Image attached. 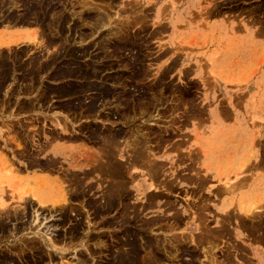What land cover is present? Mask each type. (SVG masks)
Here are the masks:
<instances>
[{"label": "rangeland", "instance_id": "374dc122", "mask_svg": "<svg viewBox=\"0 0 264 264\" xmlns=\"http://www.w3.org/2000/svg\"><path fill=\"white\" fill-rule=\"evenodd\" d=\"M0 1V27L32 22L45 37L37 46L30 45L29 35L28 42L4 45L9 41L3 34L14 30H0L6 40L0 45L1 154L32 167L46 155L42 143L53 135L68 139L72 132L88 142L69 153L70 158L67 153L66 159H43L52 177L61 175L57 183L66 185L67 209L33 201L13 207L16 197L3 183L8 209L0 210V264H209L210 259L212 264H264V185L242 193L243 178L254 175L248 167L264 153V0H87L84 5V0ZM220 16L225 19L218 20ZM54 112L66 117L69 132L53 129ZM146 151L155 164L146 161ZM95 154L105 160L95 159ZM244 167L243 178L234 179ZM94 170L97 178L91 176ZM16 175L24 177L21 171ZM144 177L157 187L167 181L166 189L149 186L139 194L138 180ZM220 177L232 178L233 190L223 193L225 188L218 185L222 181L216 180ZM242 200L262 212L240 217L236 207ZM223 203L231 204L227 215L221 212ZM48 237L55 239L53 244L45 243Z\"/></svg>", "mask_w": 264, "mask_h": 264}, {"label": "bare ground", "instance_id": "6f19581e", "mask_svg": "<svg viewBox=\"0 0 264 264\" xmlns=\"http://www.w3.org/2000/svg\"><path fill=\"white\" fill-rule=\"evenodd\" d=\"M4 1V0H3ZM10 1V0H9ZM37 1V0H36ZM53 1V0H52ZM60 1V0H59ZM66 1V3H67V1L68 0H65ZM64 1V2H65ZM85 1H87V0H84V1H82V4H83V2H85ZM10 2H13V1H10ZM17 1H15V3H16ZM41 2V1H40ZM93 2V1H92ZM3 3V2H2ZM1 3V1H0V4H2ZM20 3V2H19ZM18 3V4H19ZM66 3H64L65 4V6H66ZM80 3V5H81V2H79ZM86 3V2H85ZM88 3V2H87ZM12 4H14V3H12ZM38 4V3H37ZM10 5V4H9ZM15 6L17 5V4H14ZM72 5V4H71ZM73 5H75V4H73ZM79 5V6H80ZM84 5V4H83ZM86 5V4H85ZM7 6H8V2H7ZM15 6H14V8H15ZM18 6V5H17ZM20 6V5H19ZM18 6V7H19ZM27 6V5H26ZM57 6V5H56ZM64 6V7H65ZM88 6V4L86 5V7ZM10 7V6H9ZM12 7V6H11ZM21 7V6H20ZM19 7V8H20ZM64 7L62 8L63 10H64ZM67 7V6H66ZM74 7V6H73ZM76 7V6H75ZM82 8L81 9H83L84 7L83 6H81ZM89 7V6H88ZM29 8V7H28ZM47 8V7H46ZM9 10H10V8H8ZM73 9V8H72ZM71 9V10H72ZM86 9V8H85ZM0 10H2V8L0 9ZM12 10V9H11ZM70 10V9H69ZM76 10V9H75ZM84 10V9H83ZM87 10H89V9H87ZM86 10V11H87ZM42 11V10H41ZM68 11V10H67ZM82 11V10H81ZM8 12V11H7ZM7 12H6V14H7ZM22 12V11H21ZM34 12V14L33 15H35V11H33ZM69 12V11H68ZM74 12V14H73V16L75 15V11H70L69 13H73ZM80 12V10L78 11V13ZM18 13H20L19 12V10H18ZM53 13H54V16H55V11H53ZM82 12H80V14H81ZM2 14H3V12H2ZM50 14H52V12H50ZM63 14V13H62ZM77 14V13H76ZM209 14V13H208ZM0 15H1V13H0ZM19 15V14H18ZM20 15H22V14H20ZM59 15H60V13H59ZM79 15V14H78ZM4 16H6V15H4ZM17 16V15H16ZM27 16V15H26ZM53 16V14L51 15V17ZM70 16V15H69ZM72 16V15H71ZM72 16V17H73ZM97 16V15H96ZM50 17V18H51ZM56 17V16H55ZM71 17V18H72ZM74 17H76V16H74ZM73 17V18H74ZM81 17V16H80ZM79 17V18H80ZM3 18V17H2ZM53 18V17H52ZM51 18V19H52ZM31 19V18H30ZM34 19V18H33ZM80 19H83V22H85V21H87V22H89L88 21V19L87 20H85L84 18H80ZM7 20V19H6ZM10 20V19H9ZM8 20V21H9ZM17 20H19L18 18H17ZM54 20V19H53ZM85 20V21H84ZM99 20H100V18H99ZM101 20H103V18L101 19ZM14 21H16V19L14 20ZM23 21V20H22ZM31 21H33V20H31ZM40 21V20H39ZM48 21V20H47ZM46 21V22H47ZM72 21V20H71ZM94 21V20H93ZM104 21H105V19H104ZM103 21V22H104ZM107 21V20H106ZM69 22V21H68ZM91 22V21H90ZM97 22V21H96ZM102 22V21H101ZM39 23V22H38ZM70 23V22H69ZM69 23H68V25H69ZM94 23V22H93ZM41 24V23H40ZM39 24V25H40ZM47 24V23H46ZM57 24V23H56ZM87 24V23H86ZM96 24H98V23H96ZM101 24V23H100ZM49 25V24H48ZM53 25V24H52ZM51 24H50V26H52ZM66 25H67V22H66ZM67 25V26H68ZM95 25V24H94ZM102 25H104L103 23H102ZM97 26V25H96ZM41 26H39V28L37 29V30H39L40 31V28ZM52 27H55V26H52ZM57 27V26H56ZM93 27V26H92ZM50 29H52V28H50ZM54 29H56V28H54ZM70 29V28H69ZM99 29V28H98ZM37 30H35L34 29V32H31L30 33V37H31V39H32V43L30 44V45H34V46H37V45H39V44H41L42 43V41H43V39L41 40V38H43L44 36H43V32L42 31H40L41 33H42V35L40 34V39H39V37H38V31ZM48 30H49V28H48ZM53 30V29H52ZM56 30H54V32H55ZM83 31V30H82ZM92 31V30H91ZM91 31H89V32H91ZM47 32V31H46ZM50 33H51V31H50ZM53 33V32H52ZM67 33V32H66ZM76 33V32H75ZM58 34V33H57ZM60 34V33H59ZM69 34V33H68ZM81 34V33H80ZM53 35V34H52ZM65 35V38H67L66 36H68V35H66V34H64ZM88 35H90V34H88ZM88 35H86L85 37H87ZM79 36V35H78ZM83 35L81 34V38H83L84 39V37H82ZM45 38V37H44ZM62 38H63V36H62ZM76 37L74 36V39H75ZM81 38H80V40H78V42L79 41H81ZM64 39V38H63ZM68 39V38H67ZM85 39H87V38H85ZM84 39V40H85ZM76 40V39H75ZM6 40L4 39V37L1 35V33H0V45H1V42H5ZM77 41V40H76ZM83 41V40H82ZM49 42V41H48ZM58 42H60V40H58ZM71 43H73V42H71ZM60 44V43H59ZM78 44V43H77ZM76 44V45H77ZM44 45V44H43ZM58 45V44H57ZM45 47H46V45H44ZM64 45H62V47H63ZM57 47V46H56ZM39 48V47H38ZM48 48V47H47ZM107 48H110V47H107ZM1 49V48H0ZM35 49H37V48H35ZM41 49V48H40ZM105 49V48H104ZM63 50V49H62ZM89 51H90V49H89ZM89 53V52H88ZM51 56V55H50ZM115 56V55H114ZM0 57H1V55H0ZM38 57V56H37ZM101 57H103V56H101ZM100 57V58H101ZM3 58V57H2ZM12 58V57H11ZM31 58H33V57H31ZM40 58V57H39ZM46 58V57H45ZM102 59V58H101ZM30 60V59H29ZM32 60V59H31ZM30 60V61H31ZM42 60V59H41ZM44 60H46V59H44ZM96 60V59H95ZM99 61V60H98ZM12 62V61H11ZM100 63V62H99ZM41 64H39V66H40ZM37 66H38V64H37ZM43 66V65H42ZM30 67V66H29ZM35 67V66H34ZM95 69V68H94ZM24 73V72H23ZM103 74V73H102ZM13 77V76H12ZM30 80L31 79H29V82H30ZM98 80V79H97ZM24 81V80H23ZM28 82V83H29ZM4 83V82H3ZM22 83V82H21ZM0 84H2V82L0 83ZM114 84V83H113ZM117 84V83H116ZM18 85V84H17ZM115 85V84H114ZM118 85H120V84H118ZM30 86V85H29ZM25 87H27L28 88V84H27V86H25ZM35 87V86H34ZM132 87V86H131ZM12 88V87H11ZM10 88V89H11ZM36 88H34L33 89V91L32 92H34V90H35ZM31 90V89H30ZM19 91V90H18ZM25 91V90H24ZM92 92L94 91V90H91ZM12 92V91H11ZM22 93V92H21ZM26 93V92H25ZM87 93V92H86ZM14 95V94H13ZM51 96V95H50ZM114 96V95H113ZM40 97H41V95H40ZM45 97H47V96H45ZM45 97H44V100H45ZM16 98V97H15ZM48 98L49 97H47V100H48ZM32 99V98H31ZM35 99H36V97H35ZM39 99V98H38ZM84 99V98H83ZM101 99V98H100ZM106 99H107V97H106ZM102 100V99H101ZM17 101H19V99H17ZM87 101V100H86ZM85 101V102H86ZM36 102V101H35ZM34 102V100H33V103H35ZM39 102V101H38ZM82 102H84V101H82ZM99 103H101L100 101H98ZM8 103V102H7ZM10 103V102H9ZM20 103V102H19ZM18 103V104H19ZM119 104V103H118ZM117 104V105H118ZM35 105V104H34ZM114 105V104H113ZM116 105V106H117ZM122 105V104H121ZM7 106V105H6ZM33 106V105H32ZM39 106H40V103H39ZM39 106H37V108L39 107ZM46 106V105H45ZM53 106V105H52ZM119 106H120V104H119ZM34 107V106H33ZM29 108V107H28ZM31 108V107H30ZM102 108V107H101ZM99 109V108H98ZM133 109V108H132ZM29 110H31V109H29ZM33 110V109H32ZM102 110V109H101ZM106 110V109H105ZM134 110V109H133ZM62 111V110H61ZM124 111V110H123ZM63 113H64V111H63ZM122 114V113H121ZM131 114H133V113H131ZM131 114L129 115V116H131ZM99 115V114H98ZM115 115V114H114ZM58 116V115H57ZM62 116V115H61ZM60 115L58 116V117H61ZM73 116V115H72ZM122 116V115H121ZM135 116V115H134ZM53 117V116H52ZM56 117V116H55ZM63 117V116H62ZM45 118H47V117H45ZM66 118V117H65ZM70 118V117H69ZM72 118V117H71ZM70 118V119H71ZM129 118H131V117H129ZM134 118V117H133ZM56 119V118H55ZM54 119V120H55ZM62 119V118H61ZM100 119H101V117H100ZM105 119V118H104ZM109 120V119H108ZM114 121H117L118 119H113ZM130 120V119H129ZM49 121H50V119H49ZM61 123H63V124H61V123H59V122H53V119H52V122H53V125H54V127L55 128H57V129H60V131H62V132H66V131H68L69 132V130H68V124H67V126H66V124H64L65 122V119H64V121L62 120H59ZM51 122V123H52ZM68 122V121H67ZM113 122V121H112ZM123 122V121H122ZM69 124H71V121H70V123ZM74 124V123H73ZM72 124V125H73ZM114 124V123H113ZM138 124V123H137ZM46 125V124H45ZM115 125V124H114ZM36 126V125H35ZM50 126V125H49ZM138 126V125H137ZM136 126V127H137ZM41 127H42V125H41ZM40 127V128H41ZM45 127V126H44ZM43 128V127H42ZM50 128H53V126L52 127H50ZM127 128V127H126ZM131 128H133V127H131ZM137 128H139V126L137 127ZM141 129V128H140ZM45 130V129H44ZM74 130H76V129H74ZM130 130V129H129ZM132 130V129H131ZM36 131H37V129H36ZM46 131H47V129H46ZM57 131V130H56ZM59 131V132H60ZM152 131V130H151ZM43 132V131H42ZM71 132V131H70ZM75 132H77V131H75ZM130 132H132V131H130ZM135 132V131H134ZM134 132H132V133H134ZM140 132V131H139ZM33 133V132H32ZM35 133V132H34ZM72 133V132H71ZM37 134V133H36ZM39 134V133H38ZM52 134V133H51ZM104 134V136H106L105 135V133H103ZM135 134V133H134ZM133 134V135H134ZM137 134V133H136ZM146 134V133H145ZM83 135H84V133H83ZM128 135V134H127ZM127 135H126V137H127ZM129 135H130V133H129ZM133 135H132V137H133ZM40 136V135H39ZM54 136V135H53ZM70 136V135H69ZM100 136V135H99ZM102 137V136H101ZM124 138L123 137V140L125 139H127V138ZM134 137H135V135H134ZM138 137V136H137ZM137 137H135V138H137ZM151 137V136H150ZM34 138V137H33ZM57 138V137H56ZM130 138H131V136H130ZM135 138H133V141H134V139ZM21 139V138H20ZM61 139V138H60ZM104 139V138H103ZM119 139V138H118ZM147 139V138H146ZM34 140V139H33ZM43 140V139H42ZM68 140H70V139H68ZM74 140V139H73ZM80 140V139H79ZM102 140V139H101ZM104 140H106V139H104ZM103 140V141H104ZM110 140V139H109ZM120 140V139H119ZM118 140V141H119ZM124 140V141H125ZM130 140V139H129ZM137 140V139H136ZM142 140V139H141ZM5 141V140H4ZM26 141V140H25ZM32 141V140H31ZM50 141H52V140H50ZM54 141H55V139H54ZM75 141V140H74ZM77 141V140H76ZM83 141H84V139H83ZM118 141H116L115 143H117ZM120 141H122V140H120ZM119 141V142H120ZM149 141V140H148ZM16 142V141H15ZM118 142V143H119ZM126 142H128V141H125V143ZM131 144H130V147H132V144L134 145V142L132 143L131 141H129ZM147 142V141H146ZM145 142V143H146ZM35 143V142H34ZM40 143V142H39ZM48 143H49V141H48ZM51 143V142H50ZM49 143V144H50ZM113 142H111V144H112ZM114 143V144H115ZM117 143V144H118ZM137 143V142H136ZM145 143H144V145H145ZM17 144V143H16ZM43 144V143H42ZM49 144L47 145V146H49ZM75 144V143H74ZM98 144V143H97ZM103 144H105V142H103ZM107 144V143H106ZM114 144L113 145H111V147L112 146H114ZM122 145H123V142L121 143ZM120 143H119V145H121ZM140 144V143H139ZM143 144V143H142ZM149 144V143H148ZM20 145L21 144H19V146L18 147H20ZM32 145V144H31ZM43 145H45V143L43 144ZM65 145V144H64ZM64 145H63V147H64ZM67 145V144H66ZM116 145V144H115ZM147 145V144H146ZM145 145V146H146ZM1 146V145H0ZM25 146V145H24ZM36 146V145H35ZM40 146H42V145H40ZM80 146H82V145H80ZM96 146V145H95ZM94 146V147H95ZM100 146V145H99ZM98 146V147H99ZM102 146V145H101ZM106 146H108V145H106ZM105 146V147H106ZM117 147H119L118 145H116ZM115 146V148L117 149V147ZM127 146V145H126ZM138 146V145H137ZM140 146V145H139ZM138 146V147H139ZM150 146V145H149ZM23 147V146H22ZM30 147H32V146H30ZM78 147V146H77ZM104 147V145L102 146V148ZM128 147V146H127ZM136 147V144L133 146V148H135ZM141 147V146H140ZM148 147V146H147ZM147 147H145V148H147ZM176 147V146H175ZM174 147V148H175ZM24 148V147H23ZM48 148V147H47ZM62 148V147H61ZM74 148V147H73ZM76 148V147H75ZM90 148V147H89ZM97 148V147H96ZM120 148V147H119ZM118 148V149H119ZM124 148H126V147H124ZM137 148V147H136ZM135 148V149H136ZM144 148V150H146ZM149 148V147H148ZM0 149H1V147H0ZM25 149H26V147H25ZM78 150H79V148H77ZM97 149H99V148H97ZM127 149H129V147L127 148ZM141 149H143V147H141ZM178 149V148H177ZM199 149V148H198ZM32 150V149H31ZM82 150V149H81ZM93 150V149H92ZM92 150H91V152H92ZM120 150V149H119ZM118 150V151H119ZM123 150V149H122ZM148 150V149H147ZM149 150H150V148H149ZM202 150V149H201ZM201 150H199V151H201ZM2 149H1V151H0V210H6V209H8V204L6 203V200L5 199H3V194H4V192H5V185L3 184V183H5V182H7V185L9 186V187H11V191H12V193H11V196L13 197V199L16 197V202H17V205H14L13 207H15V206H21V207H23V205H22V203H25V202H27V201H33V202H35V203H37V204H39V205H51V206H54V207H56L55 205H59V208H64V207H66L67 205H69V203H70V201H69V198L67 197V189L65 188V186L66 185H64V182H63V185L64 186H61L60 184H58L57 183V178L59 177V179L61 178L60 176V174H59V176L57 177H52V175H51V173L48 171V174L47 173H42V174H37V176H36V173L35 172H33V173H35V178L34 177H30L31 175H26V177L24 176V177H22V176H18V175H16L17 174V172H20V171H22V170H20L19 169V171H16V167H15V169H14V163L11 161V160H13V159H11V160H9V158H7L6 160L8 161V164H7V167L6 168H4V166L2 167V165H4L5 164V162H6V160H5V158H4V156L1 154L2 153ZM28 151V150H27ZM26 151V152H27ZM43 151V150H42ZM94 151V150H93ZM118 151L116 152V155H117V153H118ZM125 151V150H124ZM123 151V152H124ZM129 151V150H128ZM130 151H131V148H130ZM132 151H134V150H132ZM132 151L131 152H129V153H132ZM139 151V150H138ZM142 151V150H141ZM204 151V150H203ZM13 152V151H12ZM21 152V151H20ZM25 152V151H24ZM44 152V151H43ZM82 152V151H81ZM113 152V151H112ZM147 153H145V154H147V157H144V158H146V161H148V162H150L151 160H150V158H153V156L151 157V155L152 154H149V160L147 159L148 158V152H150V151H146ZM192 152H193V150H192ZM19 153V152H18ZM29 153V152H28ZM39 153V152H38ZM52 153V152H51ZM57 153H59V154H62L63 155V152L61 151V150H58V151H55L54 152V154H57ZM74 152H72V154H73ZM76 153V152H75ZM83 153V155L85 154L84 153V151L82 152ZM87 153V152H86ZM90 153V152H89ZM89 153L88 154H86V156H87V158L88 157H90V159L91 158H94V157H92V155H90V156H88L89 155ZM100 153V152H99ZM125 153H127V152H125ZM143 153V152H142ZM23 154V153H22ZM34 154V153H33ZM37 154V153H36ZM35 154V155H36ZM102 154H105L103 151H102ZM102 154H100V155H102ZM107 154V153H106ZM109 154V153H108ZM112 154V153H111ZM140 154V153H139ZM144 154V153H143ZM142 154V155H143ZM201 154V153H200ZM199 154V155H200ZM21 155V154H20ZM26 156H27V154H25ZM29 155V154H28ZM34 155V156H35ZM49 155V154H48ZM71 155V154H70ZM69 155V156H70ZM74 155H78L77 153L76 154H74ZM73 155V156H74ZM96 155V154H95ZM114 155V153L112 154V156ZM132 154H130V156H131ZM135 155H137V153L135 154L134 153V156ZM154 155V154H153ZM182 155V154H181ZM191 155V154H190ZM199 155H197V156H199ZM34 156H33V158H34ZM37 156V155H36ZM40 156V155H39ZM51 156V155H50ZM60 156V155H59ZM68 156V157H69ZM98 155H96V157H95V159H100V158H102L101 156L99 157H97ZM107 156V155H106ZM145 156V155H144ZM186 156V155H185ZM196 156V155H195ZM21 157V156H20ZM51 157H53V156H51ZM58 157V156H57ZM57 157H54V158H57ZM61 157V156H60ZM62 157H64L65 159H66V157L65 156H62ZM78 157H79V155H78ZM115 157H117V156H115ZM114 157V158H115ZM123 157V156H122ZM137 157V156H136ZM182 157V156H181ZM190 157V156H189ZM192 157V156H191ZM18 158V157H17ZM39 158H43V157H39ZM49 158V157H48ZM70 158V157H69ZM71 158H73V157H71ZM74 158H76V157H74ZM82 158H85V157H82ZM87 158H85L86 160H87ZM104 158V157H103ZM102 158V159H103ZM110 158H112L113 159V157H110ZM119 158V157H118ZM129 158V157H128ZM131 158V157H130ZM135 158V157H134ZM139 159L141 158L140 156L138 157ZM193 158V157H192ZM200 158V157H199ZM199 158H198V160H199ZM22 159V158H21ZM29 159V158H28ZM51 159V158H50ZM102 159H100V160H102ZM117 159V158H116ZM153 159H155V158H153ZM181 159V158H180ZM188 159H191V158H188ZM194 159V158H193ZM193 159L191 160V161H193ZM196 159V158H195ZM14 160H15V158H14ZM31 160V159H30ZM54 160V159H53ZM74 160H76V159H74ZM80 160H82V159H80ZM80 160H78V161H80ZM88 160H89V158H88ZM87 160V161H88ZM94 160V159H93ZM92 159H91V161L90 162H92L93 161ZM103 160H105V159H103ZM114 160V159H113ZM121 160V159H120ZM127 160V159H126ZM130 160V159H129ZM127 161V162H130V161ZM143 162H145L144 161V159H141ZM141 160L140 161H138V168H141V167H139V163H141ZM197 160V159H196ZM248 160V159H247ZM17 161V160H16ZM15 161V162H16ZM52 161V160H51ZM56 161H57V159H56ZM72 161V160H71ZM95 161V160H94ZM122 161H124V160H122ZM133 161H134V159H133ZM29 162V161H28ZM33 162V161H32ZM62 163H63V160L61 161ZM83 162V161H82ZM89 162V161H88ZM90 162H89V164H90ZM97 162H99L100 163V161H96V162H94V164H96ZM108 163H110L109 162V160L107 161ZM125 162V161H124ZM136 162V161H135ZM142 162V163H143ZM153 161H151V164H155V162H153ZM158 162V161H157ZM199 162V161H198ZM22 163V162H21ZM34 163V162H33ZM71 163H73V162H71ZM133 163V162H132ZM131 163V165H133ZM194 163V162H193ZM195 163H196V161H195ZM30 164H32V163H30ZM36 164V163H35ZM66 164V163H65ZM69 164V163H68ZM92 164H93V162H92ZM129 165H130V163H128ZM135 163H134V165H136ZM150 164V165H151ZM165 164V163H164ZM241 164V163H240ZM21 165V164H20ZM38 165V164H37ZM70 165V164H69ZM88 165V164H87ZM107 165V164H106ZM141 165V164H140ZM145 165V164H144ZM148 165V164H147ZM157 165H159V164H157ZM192 165V164H191ZM197 165V164H196ZM247 165V164H246ZM18 166H19V164H18ZM17 166V167H18ZM53 166V165H52ZM56 166H57V164H56ZM98 166V165H97ZM121 166V165H120ZM149 166V165H148ZM152 166V165H151ZM151 166L149 167V168H151ZM155 166V165H154ZM161 166V165H160ZM163 167H165L164 165H162ZM243 166H245V165H243ZM23 167V166H22ZM24 167H26V166H24ZM54 167V166H53ZM93 167V166H92ZM101 167V166H100ZM107 166H105V168H106ZM134 167V166H133ZM137 167V166H136ZM156 167V166H155ZM193 167V166H192ZM191 167V168H192ZM196 167V166H195ZM199 167V166H198ZM197 167V168H198ZM242 167V166H241ZM30 168V167H29ZM45 168V167H44ZM66 168H68V167H66ZM71 168V167H70ZM126 168H127V166H126ZM126 168H125V170H126ZM129 168H131L132 169V167H129ZM129 168L127 169V170H129ZM146 168V167H145ZM196 168V169H197ZM205 168L207 169V170H209V168H208V166L206 167V165H205ZM27 169V168H26ZM41 169V168H40ZM55 169V168H54ZM60 169V168H59ZM59 169H58V171H59ZM78 169V168H77ZM93 169V168H92ZM92 169H90V170H92ZM161 169V168H160ZM159 169V170H160ZM193 170H195L194 168H192ZM18 170V169H17ZM38 170V169H37ZM47 170V169H46ZM53 170V169H52ZM55 170H57V168L55 169ZM86 170V169H85ZM88 170V169H87ZM98 170V169H97ZM103 170V169H102ZM126 170V171H127ZM145 171H146V169H144ZM150 170H153V169H150ZM159 170H158V172L157 173H159ZM204 170V169H203ZM239 170V169H238ZM24 171H25V169H24ZM31 171V170H30ZM39 171V170H38ZM58 171H56V172H58ZM61 171V170H60ZM71 171V170H70ZM84 171V170H83ZM82 171V172H83ZM89 171V170H88ZM87 171V172H88ZM125 171V172H126ZM130 171V170H129ZM132 171V170H131ZM131 171L130 172H128V173H131ZM154 171V170H153ZM161 171V170H160ZM167 171V170H166ZM198 171V170H197ZM245 171V167H244V170L243 171H239L235 176H236V178L234 177V179H238V176H240V175H242V174H244L243 172ZM51 172H53V171H51ZM55 172V173H56ZM92 172V171H91ZM94 172L96 173V171L94 170L93 171V175H91V176H93L94 177ZM110 172V171H109ZM133 172V171H132ZM135 172V171H134ZM143 172V171H142ZM147 172V174H148V171H146ZM194 172H196V171H194ZM54 173V172H53ZM69 173V172H68ZM73 173V172H72ZM97 173H99V170H98V172ZM102 173V172H101ZM103 173H105V172H103ZM128 173H127V175H128ZM150 173H152V172H150ZM155 173V172H154ZM157 173H155V174H157ZM196 173H199V171L198 172H196ZM195 173V174H196ZM19 174V173H18ZM62 174V173H61ZM84 174V173H83ZM100 174V173H99ZM135 174H136V172H135ZM154 174V175H155ZM189 174V173H188ZM192 174V173H191ZM200 174V173H199ZM202 174V173H201ZM78 175V174H77ZM80 175H82V173L80 174ZM79 175V176H80ZM97 175V174H96ZM108 175V174H107ZM110 175V177H111V174H109ZM133 175H134V173H133ZM152 175H153V173H152ZM154 175H153V177H154ZM160 175V174H159ZM194 175V174H193ZM197 175V174H196ZM33 176V175H32ZM54 176V175H53ZM76 176V175H75ZM86 176V175H85ZM130 176V175H129ZM128 176V177H129ZM137 176H139V175H137ZM156 176V175H155ZM183 176V175H182ZM187 176V175H186ZM200 176V175H199ZM198 175H197V177H199ZM202 177H203V180H205L204 179V177H205V175H201ZM228 176V175H227ZM244 176V175H243ZM243 176H240L239 178H243ZM7 177V178H6ZM63 178H64V176H62ZM72 177V176H71ZM78 177V176H77ZM96 178H97V176H95ZM94 177V178H95ZM98 177H100V175L98 176ZM102 177H104L103 175H102ZM106 177V176H105ZM109 177V176H108ZM149 177H150V175H149ZM148 177V178H149ZM152 177V176H151ZM150 177V178H151ZM161 177V176H160ZM189 177V176H188ZM68 178V177H67ZM73 178V177H72ZM71 178V179H72ZM107 178V177H106ZM156 178V177H155ZM154 178V179H155ZM200 178V177H199ZM210 178V177H209ZM65 179V178H64ZM79 179V178H78ZM109 179H111V178H109ZM108 179V180H109ZM112 179H114V178H112ZM130 179H132V174H131V178ZM153 179V180H154ZM185 179V178H184ZM202 179V178H201ZM207 179H208V177H206V181L205 182H207ZM227 179L229 180V182L227 181ZM232 178H224V180H223V177H220V179L218 178V179H216L217 181H220V183H221V181H222V183L221 184H218V185H222L223 186V188H225V191H224V189L222 190V191H224L223 193H227L226 192V190L227 191H229V190H233V186H234V184H236V183H232V184H230L231 182H230V180H231ZM241 179H239V180H241ZM244 179V178H243ZM61 180H63V179H61ZM77 180V179H76ZM93 180V179H92ZM105 180V179H104ZM115 180V179H114ZM158 180V179H157ZM168 180V179H167ZM175 180V179H174ZM188 180H189V178H188ZM238 180V181H239ZM59 181V180H58ZM64 181V180H63ZM71 181V180H70ZM86 181V180H85ZM87 181H88V179H87ZM106 181H107V179H106ZM112 181V180H111ZM196 181H199V180H197L196 179ZM200 181H202V180H200ZM199 181V183H201ZM224 181V182H223ZM233 181V180H232ZM62 182V181H61ZM66 182V181H65ZM73 182H75V181H73ZM79 182V181H78ZM84 182V181H83ZM98 182V181H97ZM108 182V181H107ZM115 182H117L116 180H115ZM129 182V181H128ZM140 182V183H139ZM167 181H165V183H166ZM172 182V181H171ZM171 182H170V186H171ZM193 182V181H192ZM195 182V181H194ZM193 182V183H194ZM24 183H26L27 184V186L28 187H25V188H22V185L24 184ZM57 183V184H56ZM67 183V182H66ZM76 183V182H75ZM118 183V182H117ZM134 183V182H133ZM138 186H137V191L139 192V194L140 193H145V190H146V188L147 187H151V186H154V188L155 189H159L161 186H163V185H165V183L164 182H162L161 184H163V185H160V187H157V185L155 184V185H153V183L152 182H148V180H146V177H144L142 180H138ZM155 183V182H154ZM195 183H197V182H195ZM77 184V183H76ZM119 184V183H118ZM122 184V183H121ZM128 184H130V183H128ZM159 184H160V182H159ZM158 184V185H159ZM172 184H174V181H173V183ZM202 184V186L204 187V189H205V186L206 185H203V183H201ZM200 184V185H201ZM205 184V183H204ZM208 184H209V182H208ZM70 185H71V182H70ZM84 185H86V184H84ZM100 185H101V183H100ZM198 185V184H197ZM217 185V184H216ZM217 185V186H218ZM135 186V185H134ZM199 186V185H198ZM208 186V185H207ZM212 186V185H211ZM76 187V186H75ZM129 187V186H128ZM164 187V186H163ZM162 187V188H163ZM200 187V186H199ZM68 188V190H69V187H67ZM78 188V187H77ZM76 188V189H77ZM86 188V187H85ZM85 188H84V190H85ZM117 188V187H116ZM165 189H166V186L164 187ZM164 188H163V191H164ZM169 188V187H168ZM215 189L217 188V187H214ZM66 189V190H65ZM171 189V188H170ZM199 189H201V188H199ZM222 189V188H221ZM63 190H65L66 191V193H63ZM110 190V189H109ZM108 190V191H109ZM113 190V189H112ZM120 190V189H119ZM127 190H128V188H127ZM162 190V189H161ZM168 190V189H167ZM197 190V189H196ZM202 190V189H201ZM64 191V192H65ZM73 191V190H72ZM82 191V190H81ZM101 191V190H100ZM166 191V190H165ZM194 191V190H193ZM204 191V190H203ZM213 191V190H212ZM69 192V191H68ZM74 192V191H73ZM114 192V191H113ZM200 192V191H199ZM230 192V191H229ZM6 193H9V191H7L6 190ZM121 193V192H120ZM216 193V192H215ZM73 194V193H72ZM109 194V193H108ZM212 193L210 192V195H211ZM214 194V193H213ZM219 195H221V194H219ZM72 196V195H71ZM212 196V195H211ZM101 197V196H100ZM112 197V196H111ZM147 197H149V196H147ZM202 197V196H201ZM204 197V196H203ZM8 198V197H7ZM122 198V197H121ZM12 199V200H13ZM71 199V198H70ZM102 199H104V198H102ZM107 199V198H106ZM105 199V200H106ZM157 199V198H156ZM155 199V200H156ZM111 200V199H110ZM74 201V200H73ZM85 201V200H84ZM106 201H108V200H106ZM31 202H30V204H31ZM32 202V203H33ZM109 202H111V201H109ZM109 202H108V204H109ZM150 202V201H149ZM188 202V201H187ZM84 203V202H83ZM102 203H103V201H102ZM105 203V202H104ZM121 203V202H120ZM189 203V202H188ZM29 205V204H28ZM71 205V204H70ZM101 205V204H100ZM121 205V204H120ZM189 205H190V203H189ZM72 206V205H71ZM71 206H69V207H71ZM74 206V205H73ZM96 206H98V204L96 205ZM134 206V205H133ZM200 206V205H199ZM230 206H231V204L229 203L228 205H226L225 203H223L222 204V206L220 207V209H221V212L223 213V214H225V215H227V214H229V209H231L230 208ZM18 207V208H19ZM40 207V206H39ZM102 207H104V205L102 206ZM106 207V206H105ZM110 207H112V206H110ZM204 207V206H203ZM205 207H207V205H205ZM44 208V207H43ZM130 208H132V207H130ZM201 208H202V206H201ZM44 209H46V208H44ZM51 209V208H50ZM66 209H67V207H66ZM68 209H70V208H68ZM103 209V208H102ZM114 209H116V208H114ZM133 209V208H132ZM137 209V208H136ZM141 209V208H140ZM203 209H205V208H203ZM233 209V208H232ZM236 209H237V211H238V213H239V215H240V213L242 214V215H244L246 218L248 217L249 219L251 218V217H253L255 214H258V213H260V212H262V210H260L257 206H251V205H248V203L246 204L245 203V201L244 200H242L241 202H239V204H237V207H236ZM263 209V208H262ZM12 210V209H11ZM71 210V209H70ZM74 210H75V208H74ZM127 210V209H126ZM10 211V210H9ZM72 211V210H71ZM115 211V210H114ZM133 211V210H132ZM141 211V210H140ZM237 211H235L236 212V216H237ZM56 212V211H55ZM117 212V211H116ZM123 212H125L124 210H123ZM233 213H234V211H232ZM4 213H5V211H4ZM3 213V214H4ZM8 214H9V212H8ZM7 214V215H8ZM11 214H12V212H11ZM132 214V213H131ZM130 214V215H131ZM202 214V213H201ZM39 215H40V213H39ZM106 215V214H105ZM129 215V216H130ZM234 215V217H236ZM238 215V216H239ZM260 215V214H259ZM2 216H5V215H2ZM1 216V217H2ZM21 216V215H20ZM25 216V215H24ZM133 216V215H132ZM202 216V215H201ZM258 216V215H257ZM14 217H15V215H14ZM105 217V216H104ZM131 217V216H130ZM222 217V216H221ZM240 217H241V215H240ZM6 218H8L7 216H6ZM38 218V216H36V219ZM245 218V219H246ZM34 219H35V217L34 218H32V222L34 221ZM233 219H235V218H233ZM238 219V218H237ZM240 219V218H239ZM238 219V220H239ZM244 219V218H243ZM257 219V218H256ZM7 220V219H6ZM21 220V219H20ZM38 220V219H37ZM116 220V219H115ZM223 220H225V219H223ZM223 220H221V222L223 223ZM228 220H230V218L228 219ZM242 220V219H241ZM247 220V219H246ZM260 220V219H259ZM5 221V220H4ZM19 221V220H18ZM24 221V220H23ZM114 221V220H113ZM219 221V220H218ZM252 221V220H251ZM251 221H249V222H251ZM39 222V221H38ZM225 222H227V221H225ZM229 222V221H228ZM228 222H227V224H228ZM260 222V221H259ZM263 222V221H262ZM23 223H25V222H23ZM27 223V222H26ZM243 223V222H242ZM252 223V222H251ZM261 223V222H260ZM138 224V223H137ZM203 225H204V223H202ZM229 224H231V223H229ZM238 224V223H237ZM239 224H241V223H239ZM243 224H245V223H243ZM249 224V223H248ZM18 225V224H17ZM23 225V224H22ZM32 225V224H31ZM40 225V224H39ZM208 225V224H207ZM247 224H245V227H247L246 226ZM35 226V225H34ZM200 226H202L201 224H200ZM205 226V225H204ZM259 226V225H258ZM2 227V226H1ZM36 227V226H35ZM42 227V226H41ZM203 227V226H202ZM245 227H243L244 229H245ZM29 228H31V227H29ZM209 228V227H208ZM227 228V227H226ZM261 228V227H260ZM259 228V229H260ZM263 228V227H262ZM18 229V228H17ZM257 229H258V227H257ZM41 230V229H40ZM204 230H205V228H204ZM254 230V229H253ZM252 230V231H253ZM18 231V230H17ZM32 231H33V229H32ZM223 231V230H222ZM248 231V230H247ZM259 231V230H258ZM9 232V231H8ZM10 232H11V230H10ZM13 232H14V230H13ZM28 232H30V231H28ZM33 233H38V232H35V231H33ZM87 233V232H86ZM15 234V233H14ZM13 234V235H14ZM28 234V233H27ZM11 235V234H10ZM12 235V236H13ZM130 236V235H129ZM98 238V237H97ZM100 238V237H99ZM98 238V239H99ZM124 238V237H123ZM130 238V237H129ZM37 239V238H36ZM48 239L50 240V242H45V243H50V245L51 244H53L52 242H53V240H55V239H53V237H48ZM78 239H80V237L78 238ZM89 239V238H88ZM30 240V239H29ZM33 240H35L34 238H33ZM38 240V239H37ZM76 240V239H75ZM74 240V241H75ZM199 240H202V239H199ZM211 240V239H210ZM27 241V240H26ZM46 241V240H45ZM81 241V240H80ZM207 241H209V240H207ZM206 241V242H207ZM257 241V240H256ZM24 243V242H23ZM33 243V242H32ZM80 243V242H79ZM155 243V242H154ZM29 244V243H28ZM55 244V243H54ZM119 244H121V243H119ZM25 244H23V246H24ZM138 246V245H137ZM26 247V246H25ZM52 247H54V245H52ZM56 247V246H55ZM139 247V246H138ZM141 247V246H140ZM165 247V246H164ZM24 248V247H23ZM110 248V247H109ZM160 248V247H159ZM166 248V247H165ZM39 249V248H38ZM124 249H126V248H124ZM147 249H149V248H147ZM158 249V248H157ZM164 249V248H163ZM23 250V249H22ZM110 250V249H109ZM154 250V249H153ZM184 250V249H183ZM154 251H156V250H154ZM148 252V251H147ZM164 252V251H163ZM130 253V252H129ZM143 253V252H142ZM141 253V254H142ZM149 253V252H148ZM148 253H146L147 255H150V254H148ZM206 253V252H205ZM51 255V254H50ZM115 255V254H114ZM123 255V254H122ZM144 255H145V253H144ZM157 255V254H156ZM143 256V255H142ZM146 256V255H145ZM49 257V256H48ZM125 257V256H124ZM144 257V256H143ZM33 258V257H32ZM127 258V257H126ZM161 258V257H160ZM25 259V258H24ZM50 259V258H49ZM115 259V258H114ZM141 259H142V257H141ZM149 259V258H148ZM145 260V259H144ZM209 260V259H208ZM207 260V261H208ZM211 261H213L212 259H210ZM209 260V261H210ZM216 260V259H215ZM52 261V260H51ZM162 261V260H161ZM211 261H210V263H211ZM143 262V261H142ZM164 262H165V260H164ZM8 263V262H7ZM43 263V262H42ZM144 263V262H143ZM209 263V262H208ZM209 263V264H210ZM117 264V263H116ZM127 264V263H126ZM144 264H146V263H144ZM152 264V263H151ZM165 264V263H164ZM212 264V263H211Z\"/></svg>", "mask_w": 264, "mask_h": 264}, {"label": "crops", "instance_id": "0c3cea01", "mask_svg": "<svg viewBox=\"0 0 264 264\" xmlns=\"http://www.w3.org/2000/svg\"><path fill=\"white\" fill-rule=\"evenodd\" d=\"M218 20H222V19H225L224 17L220 16L217 18ZM36 26L34 24H32V22H29V23H24V24H7V25H3L0 27V30H3V29H8V30H14V31H10V32H7L5 34H3V36L9 41L8 44H4V45H12V44H18V43H24V42H28L30 41L28 38L30 35V32H34V29L36 30ZM17 40V41H16ZM57 112V111H56ZM61 114L59 113H51V118L55 119V121L53 122H59L61 123L59 120H63L64 121V116L62 117H58V116ZM53 116V117H52ZM56 116V117H55ZM62 118V119H61ZM66 121V119H65ZM64 121V122H65ZM63 124V123H61ZM55 131L57 130L58 134L59 133H62L60 131V129H57V128H53ZM60 131V132H59ZM71 136H69L68 139H64V138H59V136H51L49 139H47L46 141H44L45 145L42 146L43 151L46 153V155H41V157H43L41 160L37 161L36 160V164H34L32 167L30 165L24 167L25 165L22 164L21 162L19 161H16L14 163V168L16 167V169H20L22 170L21 173L22 175H24L26 177V175H31L30 177H34L35 176V173H36V176L37 174H42V173H48V169L51 168V166H48V165H44L43 163V159L46 158L48 160H52L54 161L55 159H57L58 157H62V156H65L67 153L69 156V153H72L74 152V149L75 147H82V148H85L84 146H88V142L86 141H83L81 140L78 136L76 135H72V133H70ZM68 136V135H67ZM57 137V138H56ZM55 139V141H54ZM75 141H74V140ZM80 139V140H79ZM52 140V141H50ZM77 140V141H76ZM49 141V143H48ZM10 142V141H8ZM75 143V144H74ZM49 144V146H47ZM65 144V145H64ZM67 144V145H66ZM2 145V144H1ZM64 145V147H63ZM82 145V146H80ZM48 147V148H47ZM62 147V148H61ZM74 147V148H73ZM10 149L14 150V152H17V149L16 147L13 149L10 147ZM58 150H61L63 152V155L62 154H54L55 151H58ZM52 152V153H51ZM49 154V155H48ZM53 157H51V156ZM60 155V156H59ZM58 156V157H57ZM49 157V158H48ZM54 157H57V158H54ZM51 158V159H50ZM74 158V157H73ZM54 159V160H53ZM76 159V158H75ZM72 159H70L71 161ZM19 164V166H18ZM21 164V165H20ZM38 164V165H37ZM18 166V167H17ZM23 166V167H22ZM30 167V169H29ZM45 167V168H44ZM27 168V169H26ZM41 168V169H40ZM249 169L248 170H251L253 169V172H254V175H252V177L250 175H247L246 178H244L246 180V187L243 189L242 193L243 192H246L247 190L249 191H256V190H259L261 189V186L264 185V153L262 154L261 156V160L260 161H254L253 164L251 166L248 167ZM25 169V171H24ZM39 171H38V170ZM47 169V170H46ZM31 170V171H30ZM35 172V173H33ZM33 175V176H32ZM35 178V177H34Z\"/></svg>", "mask_w": 264, "mask_h": 264}]
</instances>
